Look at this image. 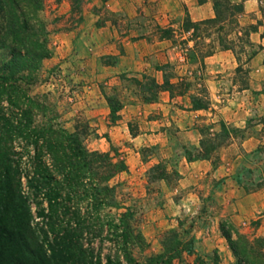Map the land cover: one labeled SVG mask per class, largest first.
I'll return each instance as SVG.
<instances>
[{
	"label": "rangeland",
	"instance_id": "1",
	"mask_svg": "<svg viewBox=\"0 0 264 264\" xmlns=\"http://www.w3.org/2000/svg\"><path fill=\"white\" fill-rule=\"evenodd\" d=\"M230 3H243V0H230ZM134 5L137 3L117 12L111 10L104 0H84L78 12L71 11L69 0L45 1L40 17L46 22L52 54L43 60L37 79L29 89L30 95L38 96L43 105V109L35 111L36 119L51 120L69 131L76 126L79 130L86 127L84 136L89 149L117 153L126 161L128 170L117 175L112 183L119 182V195L126 193L128 203H133L138 226L146 241L144 247L134 246L132 252L136 259L142 261L147 255L161 253L162 239L167 236L165 232L173 230L181 239L192 240L194 253L183 252L171 264H192L197 256L209 264H231L234 257L221 233L220 222L227 220L238 232L248 234L254 230L257 218L233 224L216 197L217 184L224 180V176L218 179L219 174L214 176L213 170L196 175L181 161L189 162L199 155L197 150L203 138L204 144L212 147L209 151L212 168L231 173L233 183L244 186L247 191L263 185L264 155L243 152L239 146L243 137L250 133H260L264 140L263 127L258 125L264 118V93L262 96L251 92L253 101L259 103L252 122L247 121L246 127L240 130L225 125L230 131L228 137L221 132L218 117L213 121L211 115L209 120L196 117L191 123L196 131L189 136L182 137L177 133L178 128L170 127L167 138L147 140L136 146L130 136L136 135L139 126L144 125L141 119L145 120L156 110L147 105L156 99L150 86V79L155 76L137 70L119 71L114 66L123 54H126L123 62L127 65L140 66L142 56L149 62H156L148 57L161 53L162 48L156 45L145 55L146 41L140 40L167 37L177 46V52L184 55V60L175 58L154 64L163 69L159 75L162 81L164 75L170 82L176 80L174 92L184 90L183 94L189 93L190 97L208 104L210 94L204 86V55L218 47L223 48L221 45L230 47L237 57L235 74L239 85H245L248 81L246 62L256 49L249 43L247 31L262 26L261 34H264V0H258L256 11L247 13L243 19L240 17L242 12L228 8L221 17L197 25V29L190 25L186 27L187 16L181 25L161 26L157 18L146 15L141 8L132 9ZM143 16L146 18L142 20ZM177 16L181 19L180 15ZM176 19L172 21L177 23ZM140 21H143L142 25H139ZM187 28L191 30L190 34L197 35L192 38L191 47L186 45L183 35ZM158 59L163 61V58ZM261 92H264V81ZM108 98L122 104L117 111V120L110 115ZM122 117L124 121L120 123ZM201 118L205 119L202 121ZM115 124L128 129L126 136L110 132V127ZM215 133L219 135L214 137ZM160 171L167 179L159 178ZM238 177L240 182L236 180ZM259 235L264 236V226ZM93 246L104 264L110 242L96 239ZM120 261L128 264L122 257Z\"/></svg>",
	"mask_w": 264,
	"mask_h": 264
},
{
	"label": "trees",
	"instance_id": "2",
	"mask_svg": "<svg viewBox=\"0 0 264 264\" xmlns=\"http://www.w3.org/2000/svg\"><path fill=\"white\" fill-rule=\"evenodd\" d=\"M45 1L0 0V264H102L93 246L96 239L110 242L104 264H121V257L128 264H171L183 252L193 254L192 240L169 230L161 253L136 259L134 246L144 247L146 241L133 203H128L126 193L119 195V182L112 183L128 170L126 161L117 153L89 149L86 127L69 131L51 120L36 119L35 111L43 105L29 89L43 60L52 54L46 22L40 17ZM83 1L69 0L71 11L80 12ZM213 5V18H186V27L213 22L228 8L243 11V3L230 0H215ZM174 84L165 75L162 83L150 79L155 96L161 89L183 94L184 90L174 92ZM191 101L194 109L207 107L194 96ZM108 103L112 119H119L122 104L109 98ZM260 124L264 130V118ZM220 127L228 137L223 122ZM210 149L200 139L199 155L192 160L210 159ZM256 152L264 155V142ZM159 174L166 178L162 171ZM258 225L259 219L255 228ZM220 230L234 257L231 264H264V236L256 229L240 233L223 220ZM192 264L209 262L197 256Z\"/></svg>",
	"mask_w": 264,
	"mask_h": 264
},
{
	"label": "crops",
	"instance_id": "3",
	"mask_svg": "<svg viewBox=\"0 0 264 264\" xmlns=\"http://www.w3.org/2000/svg\"><path fill=\"white\" fill-rule=\"evenodd\" d=\"M133 2H136L137 5H134L132 9L141 8L146 15L157 18V22L161 26L181 25L180 22L183 21L185 16L189 17L192 22L211 19L215 16L214 0H203L202 2L199 0H104V3L111 10L117 12L130 8ZM257 6L258 0H243V11L240 17L243 19L244 16H247V13L256 11ZM177 15H180L181 19H178ZM145 18L143 16L142 20ZM173 18H177V23L172 21ZM142 22L140 21L141 24L139 25H142ZM240 22L244 24L243 20H240ZM261 28L262 26H258L257 30H252L248 35V41L256 49L250 55L248 62H246L248 81L245 85H239L236 77L235 69L238 62L233 50L231 48L218 47L209 55L204 56L203 61L204 86H206L210 94V101L207 107L194 109L192 108L189 93L170 95L168 90L161 89L158 91L156 99L152 100L154 102L147 103L150 107L156 108L155 113L145 120L141 119L142 122H145L143 123L144 125L139 126L136 135L130 136V140L137 146L141 145L142 142L146 143L147 140H155L161 137L167 138L170 127L176 130L178 128L177 133L182 137L185 134L189 136L190 133L196 131L195 128H192L196 117H207L206 120H209L211 115L213 121L215 117H218L216 119L218 124L223 122L225 125L245 128L247 121L252 122L255 112H257L256 108L259 106L258 101H253L254 98L251 92L255 91L256 94L259 93L262 96L264 93L261 92V84L264 81V34H261ZM190 31H184L183 35L186 37V45L191 47L194 41L191 38ZM188 33L190 34L189 36ZM142 40L146 41L145 55H147V52L151 53L156 48V45L162 48L163 51L161 53L148 57L156 59V62H149L150 60L147 61L146 57L142 56L139 60L140 66L127 65L123 62L126 54H123L119 58L120 60L118 59L114 69L125 72L137 70L148 73L155 76L158 83H162V77L159 75L163 71L155 67L154 64H163L167 61H173L175 58L184 60V55L177 52V46L172 44L167 37L158 38L157 40L146 37L140 41ZM156 55L157 57H155ZM158 58H163V61L161 62ZM171 82L175 83L176 80ZM205 118H201V120L203 121ZM123 121L124 118L122 117L119 122L123 123ZM258 125L262 127V124ZM261 127H258V130ZM110 132L116 134L120 132V136H126L125 132H128V129L125 130L115 124L110 127ZM260 137H262L260 133H250L244 136L239 148L247 153L256 152L258 145L264 142L262 140L263 137ZM229 146L234 145L230 144ZM181 163L186 168L192 169L196 175L206 174L213 170L212 174L214 176L219 174L217 175L220 176L218 179L224 176V180L218 183L216 188V197L226 209L224 214L233 224H240L242 221L247 222L251 218L259 219V225L254 228L256 233L259 234V230L264 226V184L254 191H247L244 186H238L233 183L231 173H222V171L219 172V168H212V163L209 159H196L189 162L184 159V162L181 161Z\"/></svg>",
	"mask_w": 264,
	"mask_h": 264
}]
</instances>
